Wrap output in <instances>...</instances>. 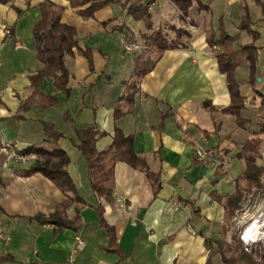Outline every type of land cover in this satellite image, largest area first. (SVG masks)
Wrapping results in <instances>:
<instances>
[{
    "label": "crops",
    "instance_id": "0c3cea01",
    "mask_svg": "<svg viewBox=\"0 0 264 264\" xmlns=\"http://www.w3.org/2000/svg\"><path fill=\"white\" fill-rule=\"evenodd\" d=\"M42 1L0 3V142L15 141L20 148L39 143L45 138L42 122L51 123L62 133L57 145L69 158L68 173L86 206L76 231L54 232L51 224L31 220L37 212H52L65 196L40 173H14L28 162H13L9 172L0 155V257H13L1 264H207L206 238L232 218L227 220L221 196L234 194V180L244 168L236 153L252 136L261 138L257 162L264 165V132H259L264 123V98L257 93L264 96V14L260 7L252 0H201L210 7L209 14L194 4L189 16L181 19L170 0H156L149 7L153 27L165 23L185 26L191 35L185 39L187 47L165 51L141 77L140 93L131 110L115 123L114 105L123 93V81L132 72V53L126 51L123 35L142 45L140 33L145 30L118 3L85 18L67 0H52L64 7L62 21L75 26L79 46L90 49L93 71L82 55L66 56L69 96L58 91L57 103L33 104L19 113V104L32 91L29 75L42 66L32 38ZM243 2L259 36L254 41L258 47L255 82H249L247 62L240 60L234 69L239 93L245 98L239 114L247 120L239 126L232 115L220 111L229 103V92L225 75L219 72L205 41V30L208 22L216 29L220 20L226 32L236 35L235 48L249 43L250 34L238 28ZM5 26L11 27L10 37L5 36ZM40 89L51 93L53 79L44 78ZM206 101L217 109L213 116L203 105ZM165 112L170 113L165 116ZM65 113L73 124L64 119ZM91 124L104 131L95 142L97 150L110 144L117 125L133 136L135 152L159 175V188L153 193L142 171L121 161L115 163L112 203L100 202L119 252L107 248L108 236L97 221V199L86 177V161L76 147L73 127ZM197 148L204 153L200 160L195 155ZM67 212L71 215L72 208ZM76 236L83 240L82 245L76 243ZM212 264H222L217 255Z\"/></svg>",
    "mask_w": 264,
    "mask_h": 264
},
{
    "label": "trees",
    "instance_id": "16d2710c",
    "mask_svg": "<svg viewBox=\"0 0 264 264\" xmlns=\"http://www.w3.org/2000/svg\"><path fill=\"white\" fill-rule=\"evenodd\" d=\"M69 6L75 12L85 18L93 17L99 9L111 3H118L125 9L133 20L142 22L144 31L140 33L143 44L131 55L132 72L123 81V93L117 99L113 109V119L115 123L126 112L130 111L134 103V97L140 93V79L150 71L160 56L167 50H176L187 47L185 38L190 37L191 33L185 26H175L165 23V26L153 27L149 7L156 0H67ZM177 10L179 17L185 19L189 16L194 4L197 10H204L210 13V7L201 0H170ZM264 14V0H252ZM13 0H0V3H12ZM40 18L34 23L32 28V38L37 60L42 66L29 75L31 93L19 104L18 111H28L31 105L39 107L53 105L58 102L56 93L63 91L65 96H69L68 80L70 71L67 67L65 57L72 56L74 52L82 55L88 62L90 72L93 71L92 55L89 48H82L78 44V34L74 25L62 21L64 7L56 4L52 0H43L39 4ZM241 18L238 22L240 30L247 31L251 36V41L240 45L238 48L233 46L236 35H231L225 31L220 20L216 29L211 27L205 30V41L210 47L216 59L220 73L225 75L226 86L229 92V103L220 111L233 116L239 126H243L247 120L240 117V109L243 108L245 98L239 93V85L235 78L234 69L243 60L249 65V82L253 84L256 80V56L258 47L254 41L258 38L259 32L253 29V21L247 4H241ZM20 13V10H18ZM110 20L102 22L108 23ZM191 20H189L190 22ZM11 28V27H10ZM172 31V37L167 32ZM12 34V32H11ZM123 41L127 44L135 43L131 36L123 35ZM242 57V59H241ZM53 79V89L51 93H44L40 85L44 78ZM260 98H264L257 92ZM126 105V107H124ZM204 107L213 116L217 109L208 101L204 102ZM259 109H262L259 106ZM170 112H165V116ZM19 118L23 115L19 114ZM64 119L73 124L72 117L65 113ZM45 138L39 143H32L19 152H34L35 158L28 162L26 168L14 173L22 176H29L40 173L49 179L63 194L64 199L49 214L41 212L35 213L31 220L39 224H51L54 232L62 229L76 231L82 224L81 211L86 206L84 199L78 194L73 181L68 173L67 165L69 158L66 152L57 145V140L62 133L57 131L49 122H42ZM77 139L76 147L81 152L86 161V177L89 186L97 199L95 213L98 223L105 229L108 242L107 248L110 251L119 252L116 243V236L112 226L108 225L103 217V205L101 199L106 203H112V191L114 185V166L118 161L124 162L134 169L142 171L150 180L153 193L159 188V175L148 167L145 160L138 156L133 147V136L125 134L117 125L114 127L110 144L102 150H97L95 142L97 138L104 134L95 124L86 127H73ZM259 132H264V123L260 124ZM204 135L207 132L204 131ZM257 134V133H256ZM45 143L51 145L47 147ZM261 138L252 136L241 145V149L236 156L244 161V168L235 178V192L228 197L221 196L224 200V207L227 213V220L230 213L241 202L242 194L249 193L252 188L260 190L264 188V165L257 162L259 156V145ZM197 159V158H196ZM220 196H216L218 201ZM72 208V214H68V209ZM1 212V209H0ZM228 224H223L219 232L223 236L228 231ZM209 247L207 264H212V257L217 255L222 264H264V250L255 252L258 258L248 253L240 242L231 239L220 240L215 237L206 238ZM4 261H13L11 255L0 257V264ZM21 264H41L38 261H29Z\"/></svg>",
    "mask_w": 264,
    "mask_h": 264
},
{
    "label": "rangeland",
    "instance_id": "374dc122",
    "mask_svg": "<svg viewBox=\"0 0 264 264\" xmlns=\"http://www.w3.org/2000/svg\"><path fill=\"white\" fill-rule=\"evenodd\" d=\"M167 34L171 35L172 37L175 35L172 31H168ZM131 44L125 43L124 47H132ZM138 49L139 47H132V49H126V51L133 53L135 50ZM230 215H232V218L228 223L229 229L226 235L223 236L222 234H218L217 231H215L212 233V236L220 240H224L225 238L227 242H230L231 239H233V241H238L240 242V244L243 245L241 240V234L251 222L257 221L256 225L259 229L258 232H260V234H256V242L255 244H252L251 246L247 247L248 251L245 248L244 249L248 253L253 254L255 258H258L255 252L264 250V232H261L264 231L262 230L264 229V190H255L254 188H252L249 193L242 194L241 202L236 206V208L232 210Z\"/></svg>",
    "mask_w": 264,
    "mask_h": 264
},
{
    "label": "built area",
    "instance_id": "2783aa9c",
    "mask_svg": "<svg viewBox=\"0 0 264 264\" xmlns=\"http://www.w3.org/2000/svg\"><path fill=\"white\" fill-rule=\"evenodd\" d=\"M4 33L5 36L10 37L11 36V28L9 26H5L4 28ZM18 45V43H16ZM132 47L136 48L139 47L138 43H132ZM132 47L127 46L125 47L126 49L130 50ZM20 147L15 141H2L0 142V155L2 156L3 160V165L5 168L9 171L12 172L13 168L11 167V164L14 163H26L30 162L32 159L35 158V153L34 152H19ZM195 155L197 158L200 160L203 158L204 153L200 148L195 149ZM257 222V221H256ZM256 222H251L249 225H251L249 229V233L245 234V230L241 234V240L244 245V248L248 251L247 247L251 246L252 244H255L256 240V234L257 231L259 230L257 227L253 226L254 223ZM248 225V226H249ZM248 226L246 227L248 229ZM264 232V231H261ZM76 243L78 245L83 244V240H81L78 236L75 237Z\"/></svg>",
    "mask_w": 264,
    "mask_h": 264
},
{
    "label": "bare ground",
    "instance_id": "6f19581e",
    "mask_svg": "<svg viewBox=\"0 0 264 264\" xmlns=\"http://www.w3.org/2000/svg\"><path fill=\"white\" fill-rule=\"evenodd\" d=\"M253 226L257 227L256 223H254ZM250 227H251V225L248 226V229L247 228L245 229V234H248L249 233ZM262 230H264V229H262ZM257 233L260 234V232H258V231H257Z\"/></svg>",
    "mask_w": 264,
    "mask_h": 264
}]
</instances>
